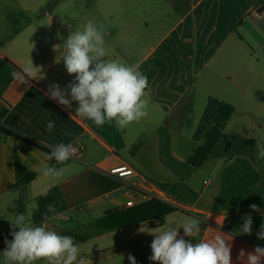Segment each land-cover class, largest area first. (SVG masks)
<instances>
[{
  "label": "crops",
  "instance_id": "1",
  "mask_svg": "<svg viewBox=\"0 0 264 264\" xmlns=\"http://www.w3.org/2000/svg\"><path fill=\"white\" fill-rule=\"evenodd\" d=\"M53 1L0 0V126L11 127L49 151L45 145L68 144L77 139L85 149L79 160L67 162L73 171L57 182L41 174L44 164L50 162L48 153L0 131V219L8 213L29 211L27 218L32 222L37 197L55 186L60 188L69 210L71 200L79 193H85L94 205L100 206L102 217L128 209L126 184L109 174L111 169L127 165L154 191L163 194L169 201L165 203L181 208L191 206L193 217L200 221V232L194 237L185 236V240L195 244L221 235L231 244L232 264H244L238 260L241 249L247 254L256 246L264 247V240L257 238L264 223V160L256 159L255 149L257 141L264 142V13L254 14L264 0H189L184 11L170 10L165 14L161 20L163 30L154 31L155 38L150 42L147 38L145 43L141 38L150 34L151 26L136 19L139 12L133 8L89 9L76 6L74 0ZM121 16L127 22L124 38L121 28L115 31L108 25ZM171 16L174 18L170 24H165ZM189 16L191 36L186 38L185 22ZM250 17L254 20L250 21ZM88 20L108 25L105 59L139 64V71L148 78V115L126 128H119L114 121L96 126L76 115V101L68 109L46 95L50 85L58 84L63 89L74 80L62 59L63 44L71 32L83 30ZM31 61L40 69L36 78L28 85L18 84L10 73H23ZM199 96L202 106L197 109ZM221 103L232 105L234 112L205 161L212 164L214 177L220 176V180L207 195L202 192L196 196L186 177L193 168L188 160L203 143ZM198 113L201 116L196 120ZM50 120L54 128L48 132ZM186 120L195 128L183 136ZM16 157L37 173V178L23 190L16 187ZM147 162H161L155 171L172 180L163 179L162 185L148 180L144 176L146 166L154 164ZM203 184L206 189L213 186L206 179ZM252 204L260 211L253 212ZM66 213L44 224L60 235L70 236L71 223ZM249 213L253 219L252 234L235 235L244 223L242 217ZM206 214L209 222L201 219ZM5 239L11 241L13 237L0 239V252L5 248ZM147 240L123 245L130 247L124 253L128 256L146 250L150 245L139 244ZM135 259L137 264H144L142 259Z\"/></svg>",
  "mask_w": 264,
  "mask_h": 264
},
{
  "label": "clouds",
  "instance_id": "2",
  "mask_svg": "<svg viewBox=\"0 0 264 264\" xmlns=\"http://www.w3.org/2000/svg\"><path fill=\"white\" fill-rule=\"evenodd\" d=\"M106 35V26L103 23L97 25L94 20H88L83 30L71 32L63 44L62 59L67 73L74 75V80L63 89L58 84L50 85L46 95L68 109L72 101H76V115L93 121L96 126L114 121L123 129L148 115L150 99L146 98V90L150 89L147 76L139 71V64L127 65L119 60L105 59L108 54ZM38 70L31 61L23 73L14 70L10 74L18 84L28 85L36 78ZM53 128L54 122L50 120L46 131L51 132ZM45 146L51 149L50 154H46L48 161L54 160L55 164L49 166L45 163L41 174L59 182L73 171L67 162L75 160L77 148L71 143ZM255 149L256 159L264 160V142L257 141ZM42 195L47 196V191ZM250 209L260 211L256 204L250 205ZM58 215L54 204L46 205L44 221ZM242 219L244 223L234 234L251 235V214ZM9 224L13 239H5L0 264H38L40 261L45 264H91L81 254L80 246L72 236L60 235L44 223L34 225L24 214L15 215ZM180 228L183 236L179 233ZM147 232L154 236L149 259L157 264H232L231 244L221 235L195 244L185 240V236L194 237L200 232V221L195 217L186 219L179 227L162 226ZM257 238L264 240V223L257 232ZM128 260L130 264H137L132 254L128 255ZM238 260L244 264H264V247L256 246L247 254L241 249Z\"/></svg>",
  "mask_w": 264,
  "mask_h": 264
},
{
  "label": "rangeland",
  "instance_id": "3",
  "mask_svg": "<svg viewBox=\"0 0 264 264\" xmlns=\"http://www.w3.org/2000/svg\"><path fill=\"white\" fill-rule=\"evenodd\" d=\"M49 1L46 2L45 8L48 7ZM74 4L76 6H86L89 9L96 8H111L115 10H124V9H134L136 12H139L138 19L141 22H149L151 26L150 34L146 33L144 37L141 38V42L145 43L148 38L149 42L155 38L156 34L154 31H162V17L165 14H168L170 10H176L177 12L184 11L190 5L189 0H74ZM171 16L167 21V25L170 24ZM124 17H118L114 22L109 23L108 25L112 26L113 30L118 31L120 29V34L124 38L126 37V24L127 22L124 20ZM250 21L254 20L253 17L249 18ZM108 26L107 24H104ZM141 25V24H140ZM158 25V26H156ZM128 36V35H127ZM202 96L198 97L196 102L197 109H200L202 104ZM209 116V114H207ZM201 116L200 113L196 114V120ZM215 117V116H214ZM196 120L194 123L196 124ZM184 126L182 129V134L189 135L194 131V124L188 123L186 120L183 122ZM186 124V125H185ZM148 164H154V166H149ZM161 162H147L146 166L147 171L144 172V176L158 184L162 185L161 181L163 179H168L163 176H159L157 168L160 167ZM159 165V166H158ZM214 170L212 168L211 163H203L200 167H194L189 171L186 175L188 182L191 183L195 195L198 196L204 192L207 195L210 190L217 185L220 180L219 177H214ZM172 180V178H169ZM208 180L213 182V186L209 188H205L203 184V180ZM98 194V193H97ZM96 194V195H97ZM89 196L85 193L80 195L77 194L73 200L70 202V210L66 213V217L71 223V226L68 227L69 234L73 239L75 238H83L85 242L78 243L80 246L81 254L86 256L91 264H121L124 261H127L128 256L124 253L130 247L123 246L127 245V243H132L134 241L149 239L145 241V243L139 244L142 245H151L154 240V236L150 235L147 230L154 229L156 227H169L176 226L179 227L186 219L192 218V212L189 210L191 206L188 208H181L178 205L174 204L177 207V211L170 217L167 218V221H163L162 217L151 215L150 226L147 227H139L133 228L127 227L124 229H118L115 231H102L101 228L96 227V221L102 218V212L100 210V206H96L93 204V200H90ZM102 199V198H101ZM103 200V199H102ZM187 205V204H186ZM16 214L8 213L7 215L2 216L0 219V239L7 238L10 235L11 228L9 221L13 219ZM26 217L29 216V211L24 214ZM143 230V231H141ZM135 248V247H132ZM104 251L103 253H100ZM152 255L151 247L149 246L146 250L138 253H133L135 258L142 259L144 264H157L149 259ZM38 264H45L44 261L38 262Z\"/></svg>",
  "mask_w": 264,
  "mask_h": 264
},
{
  "label": "trees",
  "instance_id": "4",
  "mask_svg": "<svg viewBox=\"0 0 264 264\" xmlns=\"http://www.w3.org/2000/svg\"><path fill=\"white\" fill-rule=\"evenodd\" d=\"M55 3L56 1L54 0L53 4ZM191 26L192 17L189 16L187 17L185 22L184 35L186 38L191 36ZM233 112L234 107L232 105L226 103H221L219 105L218 112L214 119V123L206 131L203 143L196 149L195 153L188 160V162L192 166L200 167L208 159L221 136L222 129L225 123L230 119ZM0 131L17 142H23L48 154H50L51 152L45 147L36 143L34 140H31L26 136L22 135L21 133H18L17 131L13 130L9 126L1 125ZM48 164L49 166H52L55 164V161L52 160ZM60 166L61 165H57V167ZM15 173L17 181L16 187L22 190L26 187V185H28L37 178V173L30 171L27 167H25L18 157L15 158ZM36 203L37 207L32 215V222L35 225H40L41 223L46 222L43 219V213L46 212V205L48 204L55 205L57 213H59L58 216L69 211V207L66 204L65 199L58 186H55L48 190L47 196L41 194L39 197H37ZM175 211V207L158 199H152L132 208L108 212L101 219L96 221L95 225L96 227L101 228L102 231L109 232L117 229H124L131 226H145L149 224L148 221L151 218L150 214L163 218ZM179 233L180 235H183V230L179 231ZM75 242H85V239L75 238Z\"/></svg>",
  "mask_w": 264,
  "mask_h": 264
},
{
  "label": "built area",
  "instance_id": "5",
  "mask_svg": "<svg viewBox=\"0 0 264 264\" xmlns=\"http://www.w3.org/2000/svg\"><path fill=\"white\" fill-rule=\"evenodd\" d=\"M71 144L77 148V156L75 160H79L83 154L85 145L80 139L72 141ZM109 174L122 179L126 184L127 189L125 191V195L128 198V201L126 202V207L128 208L135 207L138 204H142L152 199H158L162 202H169L168 199L163 196V194L154 191L152 185L148 184V182L141 178L134 169L127 165L115 167L110 170ZM129 179L135 181L133 183H128L127 181ZM136 200L140 201L137 202ZM169 205L175 207L177 210V207L174 204L169 203ZM201 219L203 222H209V215L206 214L205 217Z\"/></svg>",
  "mask_w": 264,
  "mask_h": 264
},
{
  "label": "water",
  "instance_id": "6",
  "mask_svg": "<svg viewBox=\"0 0 264 264\" xmlns=\"http://www.w3.org/2000/svg\"><path fill=\"white\" fill-rule=\"evenodd\" d=\"M264 13V3L260 5L256 11L254 12L255 15L261 16Z\"/></svg>",
  "mask_w": 264,
  "mask_h": 264
}]
</instances>
